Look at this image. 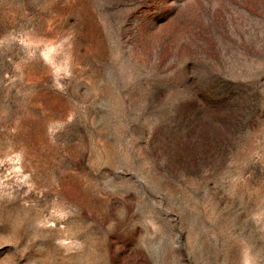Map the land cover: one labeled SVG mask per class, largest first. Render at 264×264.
I'll list each match as a JSON object with an SVG mask.
<instances>
[{
	"label": "rangeland",
	"instance_id": "1",
	"mask_svg": "<svg viewBox=\"0 0 264 264\" xmlns=\"http://www.w3.org/2000/svg\"><path fill=\"white\" fill-rule=\"evenodd\" d=\"M0 264H264V0H0Z\"/></svg>",
	"mask_w": 264,
	"mask_h": 264
}]
</instances>
